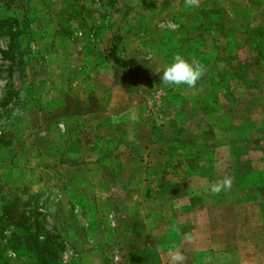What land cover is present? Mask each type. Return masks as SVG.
Masks as SVG:
<instances>
[{"label":"rangeland","instance_id":"374dc122","mask_svg":"<svg viewBox=\"0 0 264 264\" xmlns=\"http://www.w3.org/2000/svg\"><path fill=\"white\" fill-rule=\"evenodd\" d=\"M206 7H186L184 0H0V264L126 262L131 244L120 247L112 238L91 239L83 218L85 204L63 190L70 173L82 175L75 168L90 155L77 154L78 144L88 145V135L97 127L109 135L104 151L117 153L110 160L114 165L103 160L106 176L92 170L94 198L106 192L116 195L112 181L120 182L121 194L131 180L138 181L125 164L138 159L128 149L131 139L120 136L123 132L131 134L136 125L152 120L154 140L162 141L163 131L171 145L188 140L186 131H193V119L201 113L195 104L202 100L194 99V93L182 94L187 85H164L160 76L176 54L189 62L195 57L206 68L213 53L209 35L230 34L231 6ZM250 8L254 17L264 19V5ZM114 39L118 55L140 68L133 93L111 85L115 74L102 55ZM220 61L225 68L208 81L232 75L227 57ZM236 75L243 79V74ZM122 117L124 121L116 122ZM51 135L53 141L71 145V171L52 161ZM91 143L100 149L104 140L97 135ZM42 150L47 151L43 156ZM183 188L198 191L194 184ZM202 192L210 193V186L204 185ZM12 203L38 215L6 219L1 212ZM112 210L101 217L108 232L116 227ZM68 225L77 230H68ZM63 245L71 251L66 263L61 262Z\"/></svg>","mask_w":264,"mask_h":264},{"label":"crops","instance_id":"0c3cea01","mask_svg":"<svg viewBox=\"0 0 264 264\" xmlns=\"http://www.w3.org/2000/svg\"><path fill=\"white\" fill-rule=\"evenodd\" d=\"M221 2L199 0L198 8L231 6L230 34L216 37L211 33L208 37L213 53L206 75L225 68L213 63L219 51L231 64L230 73L243 74V79H201L194 88L185 86L182 94L194 93V99L202 102L195 104L201 113L193 119V131L186 129L188 140L182 145L164 141L163 134L169 136L165 131L162 141L154 140L152 120L136 125L131 134L123 132L120 136L131 139L128 149L138 159L125 164L139 176L135 183L129 182L125 194L120 193V182L112 181L116 195L106 192L94 198L92 170H102L106 176L103 160L110 163L117 153L104 151L109 135L98 127L88 135V145L78 144L77 154L90 155L83 158L87 163L81 159L75 168L82 175L67 173L70 177L63 192L85 204L83 218L88 220L91 239L107 242L112 238L120 247L131 244L133 252L125 256L124 264H174L171 256L177 252L184 259L175 264H264V19L254 17L250 8L264 5V0ZM253 29L261 33L255 34ZM214 41L221 48L215 49ZM107 68L115 74L111 82L115 89L134 92L139 67ZM97 135L104 140L100 149L91 148ZM70 147L67 141H53L51 135V159L68 172L75 164ZM46 152L40 151L42 156ZM225 177L232 180L230 189L219 194L202 192L204 185L211 186ZM192 184L198 188L196 193L183 188ZM110 210L116 217L114 232H108L101 218ZM67 228L77 230L72 225ZM189 234L191 240L187 239Z\"/></svg>","mask_w":264,"mask_h":264},{"label":"clouds","instance_id":"9594fccd","mask_svg":"<svg viewBox=\"0 0 264 264\" xmlns=\"http://www.w3.org/2000/svg\"><path fill=\"white\" fill-rule=\"evenodd\" d=\"M186 7H198L199 0H184ZM172 63L165 67L160 76V81L166 86H180L187 85L189 88H194L199 80L205 75V66L195 57L189 62L183 58L180 54H176L172 58ZM157 73H160L159 70ZM232 180L230 177H225L222 180L212 184L210 191L215 194H219L222 191L231 188ZM187 239L191 240L190 234L187 235ZM9 255H12L9 250ZM172 261L177 262L184 259L178 252L172 254Z\"/></svg>","mask_w":264,"mask_h":264},{"label":"trees","instance_id":"16d2710c","mask_svg":"<svg viewBox=\"0 0 264 264\" xmlns=\"http://www.w3.org/2000/svg\"><path fill=\"white\" fill-rule=\"evenodd\" d=\"M217 37V36H216ZM219 43V42H218ZM216 41H214V47L215 49H219L221 47H219L220 45L218 44ZM219 51L217 52V56L218 58H216L213 63H217L218 65H220L221 67H225V64L223 62L220 61V56H219ZM102 58L105 62L109 63L112 67H116V68H121V69H125V68H129L130 66H135L133 64V61L129 60V59H124V58H121L119 55H118V52H117V42L116 40L114 39L106 48H105V51L103 52V55H102ZM218 61V62H216ZM212 63V64H213ZM227 65L228 62H227ZM207 69V68H206ZM231 76H234L235 78H237V75L236 74H232ZM208 75H205L201 78L202 82H206L208 81L207 79ZM25 210L27 209H23V210H20V207L18 208L17 205H15L14 203H12L11 205H5V208L4 210H2L1 214H3V217L4 218H8V219H13V218H18V217H21L23 218V216L27 217V219H34L35 217V214L33 212H31L30 210H28V212H26ZM36 212V211H35ZM38 215V214H36ZM107 213L104 214V216L106 217ZM29 224H24V227L25 228H29L28 227ZM36 233V231H34Z\"/></svg>","mask_w":264,"mask_h":264},{"label":"built area","instance_id":"2783aa9c","mask_svg":"<svg viewBox=\"0 0 264 264\" xmlns=\"http://www.w3.org/2000/svg\"><path fill=\"white\" fill-rule=\"evenodd\" d=\"M109 218H111L110 215H109ZM63 248H64L65 252L61 257V262L66 263L67 258H69V255H71V251L69 250L68 246H66V245H63Z\"/></svg>","mask_w":264,"mask_h":264}]
</instances>
